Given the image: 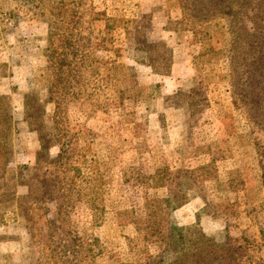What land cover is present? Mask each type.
Masks as SVG:
<instances>
[{
	"label": "rangeland",
	"instance_id": "rangeland-1",
	"mask_svg": "<svg viewBox=\"0 0 264 264\" xmlns=\"http://www.w3.org/2000/svg\"><path fill=\"white\" fill-rule=\"evenodd\" d=\"M193 1L0 0V96H10L20 129L9 165L14 195L0 208V264H119L135 228L118 214L142 216L148 200L166 196L145 178L167 165H207L208 152L216 178L175 218L191 224L198 213L212 233L230 225L264 264V81L259 105L243 97L228 24L193 21L183 11ZM160 42L172 55L167 76L146 65L163 71ZM45 51L73 66L54 73ZM47 78L52 137L71 146L44 154L22 122L23 95L31 79L46 98ZM203 201L217 206L215 216L201 213Z\"/></svg>",
	"mask_w": 264,
	"mask_h": 264
},
{
	"label": "trees",
	"instance_id": "trees-1",
	"mask_svg": "<svg viewBox=\"0 0 264 264\" xmlns=\"http://www.w3.org/2000/svg\"><path fill=\"white\" fill-rule=\"evenodd\" d=\"M259 2L256 3L255 2ZM191 7L183 8L185 14L192 17L193 21L211 22L217 17L226 21L230 29V52L232 54L233 80L247 88L243 91L245 99H251L254 105L260 104L259 91L257 90L260 79L264 81V3L261 0H194ZM186 6V5H185ZM187 12V13H186ZM178 24L186 26L184 20ZM263 24V25H261ZM193 29L194 28H186ZM90 31V35H92ZM197 34L198 32L195 31ZM137 34L142 36V32ZM71 49V42L67 43ZM161 46V42L158 44ZM156 53L162 72H153L167 76L172 66L171 51L165 50ZM47 51V50H46ZM44 53L48 65L46 68L55 70L59 74L72 67V62L65 57L54 63V57L48 52ZM213 51V50H211ZM74 53V51L72 52ZM153 53V52H151ZM159 53V54H158ZM152 55V54H151ZM6 68V65L1 66ZM70 71H66L67 74ZM63 83L64 77L58 75L56 79ZM42 85V91L52 93L55 84L47 78ZM34 81L28 82L29 90L23 95V121L25 130L36 133L40 143L41 152L48 153L57 144L62 149L70 148L71 139L55 141L50 131L49 116L45 106L53 102L49 95L41 99V94L34 89ZM32 87V88H31ZM261 90L264 87H260ZM192 92V91H191ZM192 93L187 94L190 97ZM191 98H189V101ZM207 105V100L201 101ZM193 103L196 110L197 103ZM259 103V104H257ZM256 111V107L254 108ZM198 112V111H197ZM37 115V116H36ZM19 122L16 120L11 99L8 95L0 96V208L5 209V200L14 195L9 184L15 181L9 170L12 163L13 133L20 132ZM210 163L188 169L185 166H164L157 169L153 175L145 178L147 188H164V198L150 199L144 206L142 216L132 215L126 219L127 213H119V224L129 223L135 228V236L126 238L127 253L125 259L119 264H262L261 260L254 259V241L246 236H235L230 232V225L219 232H205L198 225L200 214L195 215L191 224H179L175 218L181 208L190 201L200 198L203 200L204 182L214 180L217 174L216 160L210 152L207 153ZM13 198V197H12ZM201 213L213 215V204L204 202ZM213 213V214H212ZM1 219V214H0ZM263 241V240H262ZM151 248L157 252L152 253Z\"/></svg>",
	"mask_w": 264,
	"mask_h": 264
}]
</instances>
